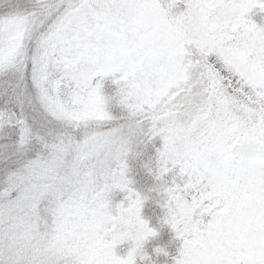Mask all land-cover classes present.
I'll use <instances>...</instances> for the list:
<instances>
[{
  "label": "snow or ice",
  "instance_id": "6c2138e0",
  "mask_svg": "<svg viewBox=\"0 0 264 264\" xmlns=\"http://www.w3.org/2000/svg\"><path fill=\"white\" fill-rule=\"evenodd\" d=\"M161 228L264 264V0H0V264H155Z\"/></svg>",
  "mask_w": 264,
  "mask_h": 264
},
{
  "label": "trees",
  "instance_id": "16d2710c",
  "mask_svg": "<svg viewBox=\"0 0 264 264\" xmlns=\"http://www.w3.org/2000/svg\"><path fill=\"white\" fill-rule=\"evenodd\" d=\"M153 224H155V221H153ZM158 231L159 234L157 238L147 244V249L149 253H151L154 246L165 248V250L169 253L167 257L161 254L154 255L153 259L155 260V264H171V257L176 254L180 241L175 239L174 234L167 228H161Z\"/></svg>",
  "mask_w": 264,
  "mask_h": 264
}]
</instances>
